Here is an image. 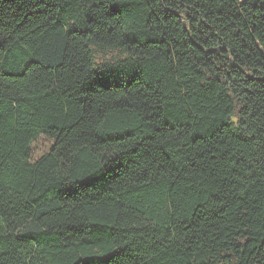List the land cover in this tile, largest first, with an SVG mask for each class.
<instances>
[{
    "label": "trees",
    "instance_id": "trees-1",
    "mask_svg": "<svg viewBox=\"0 0 264 264\" xmlns=\"http://www.w3.org/2000/svg\"><path fill=\"white\" fill-rule=\"evenodd\" d=\"M0 264H264V0H0Z\"/></svg>",
    "mask_w": 264,
    "mask_h": 264
},
{
    "label": "rangeland",
    "instance_id": "rangeland-1",
    "mask_svg": "<svg viewBox=\"0 0 264 264\" xmlns=\"http://www.w3.org/2000/svg\"><path fill=\"white\" fill-rule=\"evenodd\" d=\"M49 146V142L43 138L39 137L32 145H31V150L33 153V159H36L40 157L42 154L47 152Z\"/></svg>",
    "mask_w": 264,
    "mask_h": 264
}]
</instances>
